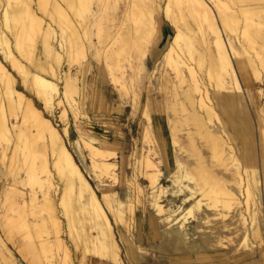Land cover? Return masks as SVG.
<instances>
[{"label":"rangeland","instance_id":"374dc122","mask_svg":"<svg viewBox=\"0 0 264 264\" xmlns=\"http://www.w3.org/2000/svg\"><path fill=\"white\" fill-rule=\"evenodd\" d=\"M73 1L0 0V60L14 75L15 86L26 96L25 100L15 104L13 95L0 79V264H111L110 260L95 256L88 241H84L88 224L85 223L83 213L76 210L65 214L62 209L59 199L63 193V182L54 171L52 154L47 150L44 152L42 139L35 137V127L28 128L25 131L27 135L22 139L4 130L5 121H16L17 116L21 115L20 111L26 109L28 99L42 109L59 128L98 196L102 198L104 193H108L124 200V205L129 206L130 203L133 213L126 214L123 221L116 222L113 215L109 214L123 264H264L262 179L259 201L262 207L260 224L263 239L253 234L250 217L246 223L241 220L239 212L243 204L239 207L234 204L228 210L222 205L207 206V202L203 201L201 208L188 214L187 209L195 204L196 196L199 197L200 192L195 193V197H190L187 190H178L179 186L174 181L173 172L177 170L176 155L187 153L180 152L179 143L173 141L172 126L169 122V116L174 117L172 110L165 105L166 110L160 111L163 105L159 106L155 99L151 102L148 98L154 91L149 92L152 87H148L149 80L146 76L151 75L153 83L158 86V78L163 70H168L172 85L177 84L174 87H194L192 90L196 96H200L199 86L202 84L197 81L198 87L194 85L193 75L185 64L177 68L175 61L169 65L168 62L164 63L163 59L160 67H154L149 55L151 48L161 38H171L177 31L173 18L168 19L162 10L164 2L159 3V13L154 10L152 12L160 32L149 46L146 55L141 56L137 53L133 39L124 50L119 49L118 45L123 42L122 32L128 31L129 26L133 28H130L133 31L129 29L131 38L135 39L137 34L138 39H142L136 27H148L145 25H149L150 7L135 11L131 0ZM220 2L232 10L239 9L242 3H245L242 0ZM59 5L64 13L60 14L57 10ZM13 7H17L19 13H22L21 22L15 23L12 20L10 12ZM215 7L219 11L226 10L223 6L221 9ZM172 8L175 19L186 36L195 40L203 38V35L209 40L214 39L216 34L211 26H208L209 23H196L189 13L182 18L179 16L178 5L173 4ZM136 16L139 21L134 22ZM243 18L239 14V22L232 20L228 30L230 36L235 35L240 28L243 30ZM254 19L258 21V17L253 16L249 22ZM190 26L193 27L191 32L187 30ZM183 48L186 53H179L180 59L186 56L189 63L193 62L201 74V81L212 88V82L204 77V70L210 67L209 62L205 61L206 64L202 67L197 64V51H194V58L190 59L184 43ZM247 48L246 55H255L254 49L248 45ZM9 51L25 65L26 75L12 66L6 54ZM175 55L178 57L176 53ZM40 58L42 65L44 63L42 68L37 65ZM143 61L146 62L147 68L142 65ZM133 65L136 68H133ZM36 72H42L58 84V92H55L53 103L49 107L45 106L37 91L28 85L32 81V74ZM258 74L253 75L250 80H245L243 75H239L244 94L248 95V91L252 89L258 95L256 112L250 106L256 144L257 137L264 130V69L260 66ZM227 80V88H231L230 79ZM64 87L70 88L66 90H69V95L72 96L73 108L76 109L80 123L75 122L72 107L64 97ZM156 95L160 99L163 97L161 91ZM59 96H63L64 101L59 102ZM168 96L172 97L170 94ZM218 110L227 118L222 109ZM188 111L186 113V110L182 109L181 113L187 115ZM65 127L69 131L68 136L63 131ZM185 127L184 125L177 132L182 141L186 136ZM88 129L96 131L95 135L84 134ZM236 130L229 129L236 135V138L231 137L232 145H237ZM85 139H90L93 145L103 147L104 151L108 149L111 154L105 152V157L100 154L93 157ZM203 152L209 156L210 152L206 147ZM256 154H260L259 149ZM94 158L110 160V173L99 174L93 167ZM146 160L154 162V167L149 166ZM193 160L195 157L192 156L189 161ZM216 163L214 162L213 166L222 170L221 173L225 172V177H228L232 169L237 170V164L231 160L225 165ZM159 169L158 182L162 185L161 188H164L159 189L157 198L163 207L160 210L154 204L150 193L151 177ZM50 170L53 171L52 177L48 176ZM14 187L16 188L13 189ZM241 197L243 198V195ZM245 216L248 215L245 213ZM35 220L39 221L38 228L33 226ZM24 222L32 225L27 227ZM245 234L252 250L247 249L249 246L243 242ZM123 239L133 246L134 256L131 258L127 255ZM86 246H89L87 250Z\"/></svg>","mask_w":264,"mask_h":264},{"label":"bare ground","instance_id":"6f19581e","mask_svg":"<svg viewBox=\"0 0 264 264\" xmlns=\"http://www.w3.org/2000/svg\"><path fill=\"white\" fill-rule=\"evenodd\" d=\"M131 1L133 2L132 7L135 8V11L138 9L141 10L146 6L150 7L149 10H151V14L148 16L149 25H145V27L148 26L146 28H142V26L140 28L137 25L136 28L138 30L136 31L141 33V40L138 39L137 34L135 35V39L131 38L132 34H130L129 31L131 27L129 26L127 29L128 31H125L126 33L122 32L123 35L121 36L123 38L121 41L123 40V42L119 43L118 48L124 50V48L129 45L130 41L133 39L135 40L133 44L137 49V53H140L141 56H145L149 46L153 43L155 37L160 32L158 29L159 26L155 25L156 22L152 12L154 10V12L159 13L161 10V5L159 3L164 2L165 6L162 7V10L165 11L167 18H173V25L175 24L177 31H175L171 38H161L157 44L151 48L149 55L154 63V67H160L161 64H163V59H165L164 63L167 64L168 62L169 65L175 61L174 63L176 64L174 65H176L177 68L178 66H181V64H185L186 66H184L187 67L193 75L195 81L194 85H196L197 81L202 84L199 86L200 96H196L193 91L194 87L182 89L179 88V85L178 87H174L177 84L172 85V77L168 70H163L162 75L158 78V86L153 83L151 75L146 76V79L149 80L147 81L149 83L148 87H152L149 92L154 91V93L149 95L148 98L152 100L151 102L155 99V101L159 103V106L163 105V109L160 111L165 109V105L172 110L174 117H171L170 115L169 122L172 126L173 141L175 143H179L181 149L180 152L187 153L186 155L182 153V155H176L177 170L173 172V176L175 183L179 186L178 190H187L190 193V197H195V193L197 194V192H200V196H196L197 199L195 204L187 209V213L192 214L195 209H199V207L201 208L203 201L207 202V206L217 207L218 205H222V207H226L228 210H230L229 208H231L234 204H236V207L243 204V207L239 212L241 220L244 223L250 217L251 219L249 223L253 229V234L258 235L261 239H263V232L260 224V211L262 207L260 206L259 193L260 181L262 179L264 194V130H262L257 137L256 144V135L254 136L252 124L253 118L251 115V107H253L254 112H256L258 95L252 89L248 91V95L244 94L239 75H243L245 80H250L253 75H259V66L264 69V5H262L264 3H262V0H242L245 3L243 4L241 2L242 5L240 7L238 6L239 9L232 10L229 6H224L220 2L221 0ZM251 2L253 4H261V6H254ZM153 4L157 6V8ZM173 4L178 5L180 9L179 16H182V18L189 13L190 17L192 16L196 23H209L208 26H211L216 34L214 39L209 40L203 35V38H197L195 40L193 37L186 36L187 34L185 35L183 30H181L178 21L175 19V13L172 8ZM215 6H217L218 9H221L223 6L226 10L219 11ZM57 10L60 14L64 13L60 5L57 6ZM145 10L147 11V9ZM10 13L11 18L15 23L23 20L22 13H19L17 7H13ZM239 14H241L245 20L243 30L240 28L235 35L230 36L228 30L231 28V22H233L232 20L239 22V20H237ZM136 15L138 16V12ZM137 16L136 19L132 18L134 19V22L135 20L139 21ZM253 16H257L258 21L254 19L252 22H249V19H252ZM191 26L189 28L186 27L187 30H190V32L193 30V27ZM120 38L118 41H120ZM195 42H197L198 45L197 43L195 44ZM183 43L187 46V53L189 54L190 59L194 58V51H197V61L199 62H197V64L204 67L206 64L205 61L209 62L210 67H208V69H201L205 71L204 77L206 80L208 79L212 82L214 87L212 86L211 88L210 85H206L201 81V74L196 69L197 67L195 68L193 62L189 63L186 56V58L182 56V59H180L181 57L178 54L186 53L183 48ZM247 45L249 48L254 49L255 55L250 56V53L246 55L248 51ZM47 46L49 49V45ZM46 52L48 53V50ZM174 53H176L178 57H176V55L174 56ZM6 54H8L12 66L26 75V68L22 61L11 51ZM175 57L178 58V60L180 59L181 63L178 62ZM39 61L40 62H38L37 65L42 68L44 63L42 65L43 61L41 58ZM142 65L147 68L145 61L142 62ZM132 67L136 68L134 65ZM180 74L182 76L181 72ZM31 78L32 81L28 84L30 85L29 87L37 91V94L42 98L46 107L51 106L55 97V92H58V84L53 82V80L49 79L42 72L33 73ZM228 78L232 84L231 88H227ZM0 79L5 82L4 84L8 92L13 95V102L15 104L26 99L24 92L15 86L14 75L7 69L1 60ZM69 87H64V97L72 107L74 117L76 119L75 122L80 123L81 121H78L79 117L75 112L76 109L73 108L74 103L71 99L72 96L69 95V90H66V88L68 89ZM196 87L198 86L196 85ZM212 90H215V92ZM159 91L163 94L162 99L156 95ZM168 94L172 97H169ZM58 98L59 102H62L65 99L63 96L62 98L61 96ZM13 102L12 104L14 105ZM26 102V109H24V111H20L21 115L17 116L16 121H5L4 130L6 129V131L11 133L12 136L13 134H16L19 139H22L24 135H27L25 131L28 128L30 129L31 126L35 127V134L37 135L35 137L42 139L44 152L47 150L52 154L51 158L55 169L54 171L63 182L61 189L63 193L60 198L61 200L59 199V201L62 209L65 211V214L76 210L82 212L86 220L85 223L88 224L85 234L86 238L84 241H88L90 248H92L91 251L96 254L95 256L110 260L111 264H123L120 255V247L113 230L109 214L111 213L113 215L116 222L123 221L126 214L133 213L130 203L129 206L124 205V200L115 198L108 193H104L102 198H100L94 186L84 174L80 164L75 159L72 151L69 149L64 135L61 133L56 124L49 117H47L42 109L33 103V101L28 99ZM219 108L220 110L222 109V112L224 111L227 118L221 115V112L218 110ZM182 109H185L186 113L187 110H189L188 114L183 115L184 112L183 114L181 113ZM184 125L186 126L184 128L186 136L182 141V139L177 136V132L184 127ZM190 125H193V127ZM229 127L233 130L237 129V145H232L231 143V137H235L236 135L229 131ZM63 131L67 136L69 135V131L66 127ZM88 133H94L95 135L96 131L88 129L84 134ZM198 140L201 141V144L198 143ZM85 144L90 148V152L93 157L96 155L99 156V154L104 156L105 152L109 155L111 154L108 149L107 151H104L103 147L93 145L90 139H85ZM204 147L209 150V156L204 154ZM256 148L259 149V155L256 154V151L258 150ZM237 151H239V153ZM40 152H42V150ZM192 156L195 157V160L190 162L189 159ZM257 156H259V158ZM98 158L93 159V167L99 171V174L110 173L112 165V163L109 162L110 160L108 161L105 158ZM229 160L233 161L234 164H237V170L232 169L228 177H225L223 175L225 172L221 173L222 170L220 171L219 168L214 167L213 165L215 164L213 163L217 162L225 165ZM150 161H147V164L154 167V162ZM241 165L244 167L242 168ZM52 172L50 170L48 176L50 175L52 177ZM159 174L160 169L159 171L154 172L150 181V193L158 210L163 209L157 198L159 196V191L164 189L161 188L162 185L158 182ZM235 186H237V188H235ZM15 188L16 187L13 189ZM242 195L243 198L241 197ZM245 213L248 216H245ZM81 221H83V218H81ZM33 223V226L38 228L39 221L35 220ZM23 224L27 227L32 225L27 224V222H24ZM247 240L248 236L245 234L243 242L248 247L249 243ZM123 243L126 246L127 255L130 258L131 256H134L132 244L125 239H123ZM89 246H86V250ZM1 247L2 246H0V248ZM250 247L251 245L247 249L252 250V247Z\"/></svg>","mask_w":264,"mask_h":264},{"label":"crops","instance_id":"0c3cea01","mask_svg":"<svg viewBox=\"0 0 264 264\" xmlns=\"http://www.w3.org/2000/svg\"><path fill=\"white\" fill-rule=\"evenodd\" d=\"M94 264V263H93Z\"/></svg>","mask_w":264,"mask_h":264}]
</instances>
